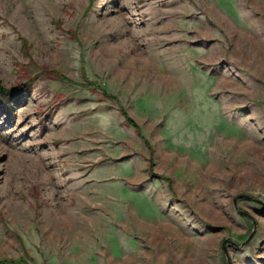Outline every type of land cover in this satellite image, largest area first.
<instances>
[{
	"label": "rangeland",
	"instance_id": "374dc122",
	"mask_svg": "<svg viewBox=\"0 0 264 264\" xmlns=\"http://www.w3.org/2000/svg\"><path fill=\"white\" fill-rule=\"evenodd\" d=\"M0 88V264H264V0H0Z\"/></svg>",
	"mask_w": 264,
	"mask_h": 264
},
{
	"label": "trees",
	"instance_id": "16d2710c",
	"mask_svg": "<svg viewBox=\"0 0 264 264\" xmlns=\"http://www.w3.org/2000/svg\"><path fill=\"white\" fill-rule=\"evenodd\" d=\"M7 92H8V91H7L6 89H2V88H0V94H1V95H6ZM129 122L131 123L132 126L134 125V123L131 122V120H130ZM134 126H135V125H134Z\"/></svg>",
	"mask_w": 264,
	"mask_h": 264
}]
</instances>
